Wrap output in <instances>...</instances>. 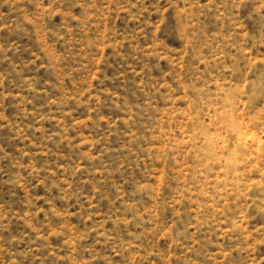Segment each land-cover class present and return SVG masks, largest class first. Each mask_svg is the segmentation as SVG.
Listing matches in <instances>:
<instances>
[{"label": "rangeland", "instance_id": "obj_1", "mask_svg": "<svg viewBox=\"0 0 264 264\" xmlns=\"http://www.w3.org/2000/svg\"><path fill=\"white\" fill-rule=\"evenodd\" d=\"M0 264H264V0H0Z\"/></svg>", "mask_w": 264, "mask_h": 264}]
</instances>
